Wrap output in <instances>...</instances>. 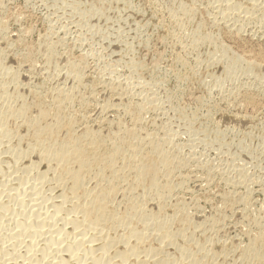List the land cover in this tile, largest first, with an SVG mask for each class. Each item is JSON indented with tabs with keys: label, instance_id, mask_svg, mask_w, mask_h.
Instances as JSON below:
<instances>
[{
	"label": "bare ground",
	"instance_id": "6f19581e",
	"mask_svg": "<svg viewBox=\"0 0 264 264\" xmlns=\"http://www.w3.org/2000/svg\"><path fill=\"white\" fill-rule=\"evenodd\" d=\"M4 1H6V0H4ZM120 1L121 0H119V2ZM253 1H254V4H256L255 1L257 2L258 0H251L250 3H252ZM84 2H85V0H84ZM92 2H93V0H92ZM107 3H108V1H107ZM221 3H223V2H221ZM0 4H2L1 0H0ZM116 4H117V1H116ZM225 4L223 3V4H221V6H220V4H218L219 7L218 6L216 7L220 11V12H218L216 10L218 13H220L222 21L227 23L229 20H233V19L238 20V16H239L240 12L238 13L237 11H239L242 8L239 5L240 3L237 4L236 1L227 0L225 2ZM254 4H253V6H254ZM260 4L261 3L256 4V5L260 6ZM3 5H4V3H3ZM139 5H141V4L139 3ZM241 5H243V4L241 3ZM125 6H127V5H125ZM209 6H208V9H210ZM248 6H249V4H248ZM248 6H245V7H248ZM253 6H251V7H253ZM259 6H258V8L260 9L261 7H259ZM130 7H131V5H130ZM251 7H249V8L253 12V8L251 9ZM110 8H112V7H110ZM182 8H184V6ZM182 8L179 10H187L185 8L184 9H182ZM254 8H256V7L254 6ZM106 9H107V7H106ZM214 9H215V7H214ZM214 9H212V10H214ZM6 10H7V8H6ZM190 11H187L188 14L190 13ZM260 11H261V9H260ZM136 12H139V10ZM191 12L193 13L194 11H191ZM246 12L244 11V13H246ZM249 12L251 13V11H249ZM103 13L104 12H102V14ZM208 13H209V11H208ZM248 13H246V14H248ZM259 14H262V12ZM173 15L175 16V18L177 17L176 14H173ZM213 15H215V14H213ZM178 16H179V12H178ZM253 16H254V14H253ZM257 16L259 18L260 15L257 14ZM109 17H110V15H109ZM154 17H156V16H154ZM217 17L219 18V16H217ZM250 17L251 16H247V15L244 16V18H247V19H245V22L247 20H248L247 21L248 23H249V20L251 22L252 18H250ZM261 19H264V18H261ZM116 20H118V19H116ZM189 20H190V18H189ZM222 21H220V22H222ZM257 21H259V20H257ZM260 21L263 22L262 20H260ZM211 22L213 23V21H211ZM233 22L235 23L234 20H233ZM233 22H232V25H229V27L231 26L230 28H232L233 25L235 26V24ZM242 22H243V19H242ZM137 23H139V21ZM216 23L220 25L219 20H218V22L216 21ZM216 23H215V25H216ZM223 23H222V25H223ZM228 23L230 24V22H228ZM205 24H203V25L207 26ZM240 24H236V25L238 26ZM180 25H181V23H180ZM203 25H201V26H203ZM224 25H227V24L224 23ZM243 25L241 24L240 27H238V29H237L238 32H235V33L241 32ZM220 26L218 28H220ZM263 26H264V24H263ZM263 26L261 27L262 29L260 28L261 30L264 29ZM204 28L205 27H203V31L208 29V28H206V29H204ZM227 28L228 27L226 26V29ZM27 29H28V27H27ZM27 29H25V30H27ZM142 29H143V27H142ZM229 29H228V31H229ZM5 31H6L5 21L0 19V37L1 36H2V38L5 37V35H6V34L4 35ZM234 31H236L235 28H234ZM246 31H244V33H246ZM184 33H186V32H184ZM204 34H206V33H204ZM260 34H262V32ZM208 35H210V34H208ZM230 35L231 34H229L228 36L231 38L233 36L235 37V34L233 36H230ZM247 35H249V34H247ZM262 35L264 36V31H263ZM68 36H69V34H68ZM79 36H81V34ZM135 36H136V34H135ZM159 36H160V34H159ZM206 36L207 35H204V37L202 38V40L204 39V43H211V41H212V40L210 41L211 38H209V37L207 38ZM236 36H240V35H236ZM241 36H243V35H241ZM189 37H188V39H189ZM210 37H212V36H210ZM164 38H166V37H164ZM239 38L240 37H238V39ZM76 39H78V38H76ZM161 39H162V37H161ZM184 39H185V37H184ZM241 39H242V37H241ZM62 40H64V39H62ZM19 41H21V40H19ZM75 41H77V40H75ZM234 41H236V40L234 39ZM244 41H246L245 38H244ZM58 42H59V40H58ZM43 43L41 45H43ZM52 43H54V42H51V44H48L46 42L45 44H47V45L46 46L43 45L47 49L46 53H45L46 54L45 59H44L46 69H47V70L45 69L46 72L47 71L53 72L55 70H57V72H58L59 70H61V68H63V65H64L63 63L66 61V58L68 57V56L64 55L66 57V58H64L61 54L58 53V52H60L59 49L61 47V45H59V43H54V44H52ZM5 44H7V43H5ZM253 44H255V43H253ZM4 46H6V45H4ZM218 46H216V47H218ZM169 47L170 46H168V48ZM226 47H224L222 45V47H219V49L216 50V52H218V53H221L222 51L227 52V50H225V49H227ZM262 49H264V48H262ZM33 50L34 49H32V51ZM181 50H184V49L181 48ZM3 51H4L3 47L1 48V46H0V143L2 142V140H7L8 142L9 141L12 142V140L14 138H18V140L20 142L21 141L23 143L26 142L25 144H28V151H27V149L22 147L25 150H23L21 152L22 148L20 147L21 150L19 149L18 146H19L20 142H18V141H17V147L18 148L15 147L16 145H13L15 148L11 149V147H10V149L8 151H6L5 149H4V151L5 152H13V154H16L19 157V159H20V157L24 156V151L25 152L27 151L26 156H28V157H26V158L24 157V159H28L30 157V160H31L30 163L31 164L29 165V167H27V168L25 167L26 173L23 170L24 173L22 172V175L25 174V176L23 175L22 177H19L17 175V177H18L17 181H19L18 185L16 186L17 188L15 187V184L12 185V183H15V177L13 179L12 178L13 176H10L12 174L11 173L10 175H8L9 177H7L6 181L3 183L5 186V188L3 187L4 190L3 191H1L2 189L0 190L1 191L0 192V264H220V262L218 263L219 258L224 259V262H221V263L225 264V262H227V259H228L227 257H229L230 255L232 256V254H234L233 256L238 255V259H237L238 264H264V231H263L264 227L261 228L262 224L258 221L259 220L258 218H256L258 220H253L254 218L253 219L251 218L252 219L251 225H250V223L246 224L247 222L245 219H243V221L245 220L246 225L243 222H241L242 224H240L241 228H239L240 225H238V230L240 231V229H241V231L243 232V237L245 236L246 239H248V243L245 246L242 245L243 246L242 247L241 245H239L238 240H233V241H231V245L227 247L224 244H222L223 242L221 241L222 246L220 248L221 249L220 251H222V253H217V252L213 251L214 250L213 249V247H214L213 246V243H214L213 239L216 237H214V238L211 237L212 236L211 233H215L216 230H219L221 232L220 229H223V231H225V232H229V231H226L225 226L223 228H221V225L223 226V224H222L223 219L227 215H224V217H222L223 216L222 215L221 216L222 218L218 217L219 216L218 215L217 218L206 219L204 217L203 213L199 210L194 211L195 213L189 212V205H191V204H189L190 201H189V199L186 200L185 198H182L181 196L179 197V195H181V194L178 195V190L182 189L183 185L184 184L186 185V182L188 183V182H190L189 181L190 179L194 178V176L193 177L191 175L186 176L183 173L184 168L188 167V163L192 162V161L188 162V160H184L185 158H183V160H180L179 157H182V156H180V155L177 156V154H176L180 150V148L178 150L177 148L174 147V145L172 146V148H174L178 151H176V150H175L176 152L171 151V150H173L171 147L169 150L167 143L169 141L171 143V139H173L172 141L174 143V140H175L174 138H171L172 137L171 135H170L171 139L167 138L168 136L166 137V134H164L165 138L161 139V138H163V135L161 138H158L159 136H157L153 130H152L153 132L152 131L150 132V131H146L143 129L142 126L144 123V117H146L145 114L147 115V111L150 112V110L152 109L151 107L153 106V105L150 106L147 103L150 104L153 102V100H151L152 102L149 101L150 100L149 97H148L149 98L148 102H147V100H144V98L147 96H145V94H142V92H140V93H141V95H143L142 96L143 100L146 101V103H143V102L137 103L136 100H135L136 102L133 101V99L131 100V98L134 95L136 96V91L132 92L133 90H130L131 88L130 89L126 88V90L128 89L131 91L130 93L134 94L130 98V95H132V94H128L129 92L124 91L125 90L124 88H122V90L120 89L121 86L123 87L125 85V84L124 85L121 84V82L125 81L124 80L125 77H124L123 81L118 83L114 79H116V78L121 79L120 78L121 76L117 77L115 75L116 78L110 79V80L111 81L114 80L118 84L112 83L109 80V82L111 84L109 83L110 85H108V86H106L107 84L105 85V83L106 82L108 83V81H106V82L104 81L105 83L103 81H101L105 87L103 90H102V88L100 89V90H102V92H101V94L98 93L101 95V97H99V95H98V99L102 98L103 104L99 105L100 103H98L99 102L98 101L97 102L98 107H96L97 109L96 110L94 108L93 109L95 110L96 114H98V116L100 115L104 118L105 122H106L105 119H109V117H111L112 113L116 114L117 118L114 119L113 121H111L110 119H109L110 121H107L108 123L110 122L109 124L107 123L108 129H106V127L103 126L106 129L105 130L104 128H101V125H99L101 129H104V130H99L98 124L96 125L97 127L93 126V125L92 126L87 125L88 122H90V119H88L89 121L86 120L87 122L85 123L84 122L85 118L81 115H78L79 112L77 113V111H76L75 112L76 114H75V113H73L74 109L71 110L75 106V104H79L80 106H82L84 108H86L87 106L89 107V105H90L89 101L87 103V99H86L87 96L86 97L84 96L86 94L82 95L81 92H83V90L80 89L82 86L86 85V84L83 85L84 84V73H85V72H83V64L86 61L85 57H84V59H85L84 62L81 61L82 58L80 57L81 59L79 58L80 60L78 59L79 61H77V63H74V60H71L73 62H71V61L69 62L70 58L69 59L67 58L68 61H66V64L64 65L65 69L67 70V71H65L66 72V79L63 82H61L62 81L61 80L59 83H62V84L65 82L69 83V84L71 83L69 88H67L68 86L66 87L64 85L59 84L61 86L60 87L58 85V83L56 82L57 83L56 85H58L59 87L57 86V88H55L54 90H53L54 87L52 88V90L50 89L51 88L50 87L49 91L50 90L51 91L49 94H46L47 96L45 95L46 98H44V95L43 96L38 95V93L41 90L36 93V91L39 90V89H36V91H35L36 95H33L35 97L31 96L32 98H34V101L32 100L33 102L32 101L29 102L27 99L28 97L26 98L24 93L26 92L25 89L28 90V87L30 86L29 84H31L34 80H32V77L30 78V76L26 75L25 73L19 74V72H16L11 67H9L10 64L8 63L9 65H7L4 62V60L2 59V54L4 53ZM85 51H86V49H85ZM260 52H261V49H260ZM260 52H259V54H260ZM35 53H37V51ZM125 54H126V52H125ZM34 55H30V56L33 57ZM190 55H191V53H190ZM30 56L28 55L27 59H25V58L24 59L27 61H30L31 60ZM160 57L162 58L161 55H160ZM210 58H211V56H210ZM131 59H133V58H131ZM238 59H239V57L237 58V60L235 59L236 61L233 60L234 63L232 62L234 64V68H237L240 65H242V60L240 61L241 57H240L239 61H238ZM12 61H15V60H12ZM223 61H224V59H223ZM217 62H218V60H217ZM33 63H35V61ZM157 63H159V62H157ZM182 63H184V62H182ZM27 64H29V63H27ZM143 64H145V63H143ZM36 65H37V63H36ZM131 65H133V63ZM211 65H213V64H211ZM27 66H24V67H27ZM29 66H32V65H29ZM153 66L154 65H152V67ZM245 66L247 68L249 76L254 77V79H258L259 75L261 73L259 74L257 71L260 72V71L264 70V60L255 61V59H253V61H252L249 59V61H246ZM140 67H142V65ZM36 68L33 67L32 69L36 70ZM111 68H113V67L111 66ZM128 68H129V66H128ZM230 69H232V68H230ZM114 70L118 72L120 69H118V70L114 69ZM114 70H112L113 73L109 70V72L111 74L107 70V73H109V75H108L109 78H113V76L112 77H110V76L112 74H114V72H115ZM127 70L129 71V69H127ZM220 70H221V68H220ZM166 71H168V70H166ZM25 72L27 73L26 70H25ZM30 72L33 73L34 71H30ZM49 72H47V73H49ZM62 73H63V71H62ZM234 73H235L234 71L227 70L224 73V77L229 80L235 75ZM102 74L104 75V73L101 72L100 75H102ZM106 74H105V78H106ZM43 75L44 74H42V76ZM51 75H49L48 77H51ZM117 75H119V74H117ZM129 75H130V73H129ZM165 75H167V74H165ZM171 75H173V74H171ZM58 76H59V74H58ZM97 76H98V74H97ZM243 76H244V73H243ZM44 77H46V76H44ZM93 77H95V75ZM101 77H103V76H101ZM101 77H99L100 80L102 79ZM24 78L26 81L28 80L27 81L29 83L28 87H25L24 83L21 81ZM60 78H61V76H60ZM99 78L96 77V79H98V81H99ZM109 78H107V80ZM183 78H185V77H183ZM33 79H35V77ZM177 79H178V77H177ZM44 80H46V78ZM44 80L41 79V81H44ZM94 80H95V78L91 81L94 82ZM103 80H104V78H103ZM126 80H128V79H126ZM178 81H180V80H178ZM44 82H45L44 84H46V81H44ZM96 82L97 81H95L94 86L96 85ZM101 82L97 83V84H102ZM128 82H130V81L128 80ZM89 83H92V82H89ZM165 83H168V82H165ZM165 83L163 81V84H165ZM184 83H185V81H184ZM44 84L42 86H44ZM120 84H121V86L119 87ZM34 85H35V83H34ZM91 85L93 88V84H91ZM126 85H125V87H128L129 84L127 86ZM130 85H129V87H132ZM233 85H235V84H233ZM42 86H41V88L43 89ZM63 86L65 88H62ZM98 86H100V85H98ZM82 88H85V87H82ZM96 88H94V89H96ZM134 88L136 89V87H134ZM134 88H132V89H134ZM144 88H145V85H144ZM47 89H48V87H47ZM86 89L88 90V88H86ZM86 89H84V90H86ZM32 90H34V89H32ZM96 90H98V89H96ZM42 91H47V93H48V90H42ZM42 91H41V93H42ZM92 91H94V90H92ZM242 91L244 92V90H242ZM245 91H246V89H245ZM89 92H90V90H89ZM149 92H151V91H149ZM184 92H185V90H184ZM247 92H250V91H247ZM247 92H246V94H247L248 98H251L253 94L250 97L249 96L250 94ZM43 93H45V92H43ZM138 93H139V89H138ZM235 93H234V95L237 96L238 92L236 94ZM251 93H253V92H251ZM257 93H259V92H257ZM257 93H255V94H257ZM87 94H89V93H87ZM91 94H93V93H91ZM208 94H210V93H208ZM242 94L246 95L245 92L244 93L241 92V94L239 93L240 96H242ZM141 95H139L138 97H141ZM150 95H148V96H150ZM228 95H230V92ZM88 96H91V95H88ZM230 96H232V94ZM236 96H235V99H236ZM238 96H237V98H238ZM247 96H245V98H247ZM138 97H137V99H138ZM153 97H155V96H153ZM226 97H229V96H226ZM232 97H234V96H232ZM133 98H135V97H133ZM224 98H225V96H224ZM240 98H238V99H240ZM253 98H256V97H253ZM253 98L251 100H255ZM139 99H142V98H139ZM151 99H152V97H151ZM225 99H228V98H225ZM180 100H182V99H180ZM94 101H95V96H94ZM155 101L157 102V98L154 99L153 103H156ZM159 101H161V100H159ZM159 101H158V104L156 103L157 105H155L154 108H156V106H159L158 108H160ZM245 101H246V99H245ZM100 102H101V100H100ZM240 102L242 103V100H240ZM240 102L238 101L239 104H240ZM48 103H49V105H48ZM247 103H249V102H247ZM92 104H94V103H91V106H92ZM232 104H234V103H232ZM249 104L251 105V103H249ZM46 105L50 106V107L47 108ZM236 106H237V104H236ZM251 106H253V105H251ZM88 107L86 109H88ZM154 108L152 110H155ZM195 108H197V107H195ZM214 111H215V109H214ZM83 112H85V111H83ZM83 112H82V114H83ZM86 112H87V110H86ZM207 112H206V114H207ZM92 113H94V112L92 111ZM96 114H95V116H96ZM88 116H90V115L88 114L86 118H88ZM93 116H94V114H92V117ZM98 116H96V117H98ZM118 116H120V117L118 118ZM122 116L128 117L129 120H132V122H130L131 124L128 123L131 126L128 125L129 126L128 127V126H125V124H123L125 122H122V118H123ZM235 117H237V116H235ZM99 118L101 119V117H99ZM254 118H256V117H254ZM95 119H94V121H95ZM146 119L147 118H145V120ZM151 119L152 118H150V120ZM197 119L198 118H196V120ZM194 120H195V117H194ZM96 121H99V120H96ZM156 121H159V119L157 120V118H156V120L154 122L156 123ZM92 122H93V119H92ZM101 122L102 121H100L98 123H101ZM94 123L96 124V122H94ZM145 123H146V121H145ZM148 123H149V121H148ZM155 123H154V125L156 126ZM217 123H219V122H217ZM102 124H104V123L102 122ZM157 124L159 125V122H157ZM212 124H213V122H212ZM192 125H194V124H192ZM22 127H25L26 130H28V134L25 135V138H22L24 136H21V139H20L18 137V136H20L18 134V131ZM195 127H197V126H195ZM214 133H216V132H214ZM182 134H184V133H182ZM176 135H178V134H176ZM176 135L174 134V137ZM260 136L262 137V135H260ZM190 137H191V135H190ZM206 137H207V135H206ZM178 138H179V136H178ZM194 140H196V138ZM224 140H225V138H224ZM251 141H253V140H251ZM9 144L10 143H8V145ZM177 144H178V142H177ZM5 145L7 146L6 143L4 144V146ZM181 145H183V144H181ZM1 146L0 147L3 149V144ZM176 146H178V145H176ZM181 150H183V149H181ZM181 150L179 151V153H181ZM2 152H3V150H2ZM2 152H0V154H4V155L6 154L5 152L4 153H2ZM22 153H23V155H22ZM9 154H6V155H9ZM0 157H1V155H0ZM18 157H16V159ZM11 158H13L16 162V159L14 157L11 156ZM7 159H9V157ZM222 161H223V159H222ZM20 162H22L21 159L19 160V163ZM6 163L7 162H5V163L2 162V164H6ZM205 163H208V162H205ZM2 164H1V166H2ZM14 164L15 165L18 164V161ZM23 164H24V160H23ZM190 164H192V163H190ZM190 164H189V166H190ZM210 164H211V162H210ZM11 165H12V163H11ZM11 165H10V168H12ZM21 165L19 167H21ZM24 165L27 166V164H24ZM41 165H46L47 171L45 169V172L44 171H41L43 173L39 172V169H40L39 167H41ZM6 166L7 165H5V167ZM213 166H214V164H213ZM217 166H215V167H217ZM8 167H9V165H8ZM8 167H7V172H9ZM197 167L198 166H196V168ZM209 167H204L203 169H205V168L207 169ZM215 167H212V169L210 167L211 172L208 171L209 173L206 175V179H207V181L205 180L206 183L208 182V180H210V183H213L214 181H211L212 178L213 177L215 178V176H218V175H216V172L214 169ZM230 167H233V166H230ZM10 168H9V170L11 171ZM21 168H23V165ZM259 168H260V166H259ZM18 169H20V168H16V170H13L12 172H14V171L18 172L19 171ZM219 170L220 169H218V174H221V173H219ZM226 170H228V169H226ZM232 170L234 171V169H232ZM239 170H243V169H239ZM239 170H238V172H239ZM244 170H243V172H244ZM0 171H2L1 168H0ZM4 171L5 170H3V172ZM191 171L193 173V170H191ZM205 171H207V170H205ZM3 172H1V173H3ZM195 172H196V170H195ZM221 172H223V170ZM19 173H20V171H19ZM197 173L198 172H196V174H194L195 178H196ZM224 173H226V171ZM230 173H233V172L231 171ZM239 173L241 174V172H239ZM16 174L13 173L12 175H16ZM48 174H51L50 176L52 177L51 181L54 185V187L53 186L52 187L54 189L63 190V192L61 191L62 194H58V196H56L57 194L53 195L51 193L52 191H54L52 188H51L52 189L51 192H50V190H51L50 188H48V189H50L48 191H45L42 189L43 184L45 185L48 182H50L48 184H51V181H47V179H49V178H47ZM198 175L200 176L201 174L198 173ZM227 175H229V174L227 173ZM246 175H249V174L247 173ZM50 176H48V177H50ZM1 177L2 176L0 174V178ZM3 177L6 178L5 175H3ZM225 177H229V176H225ZM247 177L244 174H241L240 176L239 175L236 176V178L234 177V179L227 178L228 179L227 182H228V185H233L232 186L233 189H234V186H236L237 188L239 186H241V187L244 186L243 187L244 190H245V187L247 190V188L249 187L248 184H250V186L253 185L252 183H255V185H257L256 182H253L255 179L254 177L252 178L250 176L249 179ZM5 178H4V180H5ZM201 178L204 179L203 177H201ZM217 178H219V177H217ZM251 178L253 179V181H250ZM197 180H200V179H197ZM260 180H262V179H258V181H260ZM205 181L203 183H205ZM0 182H1V180H0ZM220 182H222V181H220ZM249 182H251V183H249ZM262 182H263V180H262ZM262 182L258 183V185L259 184L264 185ZM214 183L216 185V181ZM196 184H197V182H196ZM208 184H209V182H208ZM2 185H1V187H2ZM224 185H225V182H224ZM226 186H224L223 189H225ZM43 187L46 188V186H43ZM196 187H198V185ZM258 187H257V189H258ZM227 188H228V186H227ZM249 188H251V187H249ZM260 188H262V187H260ZM185 189L186 188H184V190ZM198 189H199L198 193H200V189L204 190V187H202V188L199 187V188H197V190ZM194 190H196V189H194ZM206 190L207 189H205V191ZM227 191H228V189H227ZM206 192H208V191H206ZM229 192H231V191H229ZM232 192H234V191H232ZM240 192L238 191V193H240ZM250 192H252V191H250ZM250 192L248 193V191H247L248 194H251ZM259 192H261V191H259ZM181 193L183 195H185L183 192H181ZM186 194H188V193H186ZM198 196H200V195L198 194ZM223 196H224V194H223ZM223 196H222V198H223ZM3 198H7L8 200L4 201L5 199L3 200ZM224 198L226 201H224L225 204L223 203V208L221 206H219L222 208L223 211L224 210H227V211L228 210H234V209H236L235 207L238 206L237 204H243L245 206L244 208H247V207H249V200H251L250 199L251 197L249 198V195L245 194L244 196H236L235 192L226 194ZM199 199H200V197H199ZM195 201H196V199H195ZM192 204H194V203H192ZM251 206H253V204L250 205V207ZM214 208H212V209H214ZM251 209H249V210H251ZM216 210H220V208L216 209ZM242 210L245 211V209H242ZM258 210H260V209L258 208ZM240 211L241 210L239 209V211L236 213H240ZM261 211L263 212V209ZM217 212H220V211H217ZM231 212H234V211H231ZM243 212H241V213H243ZM247 213H248V211L246 210V214ZM249 214H250V211H249ZM233 216H235V213ZM236 216H238V215L236 214ZM250 216H251V214H250ZM240 217H242V216H240ZM243 217L247 218L248 216L246 217V215H244ZM227 218H228V216H227ZM259 218H260V216H259ZM7 220H9L12 223V225H13L12 228L9 226L10 222H9V225H7V223H6ZM260 221H261V218H260ZM228 222H230V221L228 220ZM5 223H6V225H5ZM232 226H235V225L233 224ZM232 226H230V227L232 228ZM235 227H237V226H235ZM234 229L236 231V228H234ZM227 230H229V228H227ZM232 230H230V232H232ZM225 232H224V234H225ZM210 234H211V236H210ZM221 234H223V233L221 232ZM229 234H231V233H229ZM199 236L204 237L203 238L204 241H202V239L200 240L201 242L198 241L197 238ZM213 236H214V234H213ZM219 237H220V235H219ZM224 237H225V235H224ZM231 239H232V237H231ZM218 240H219V238H218ZM178 242H180V243H178ZM216 242L219 243L218 241H215V243ZM228 242H230V240ZM225 243H227V242H225ZM119 247L121 249H118ZM168 248L174 249L175 254L177 253L176 254L177 256L171 257V253H170V255L167 253ZM172 254L174 256V253H172ZM222 255H224L225 258L221 257ZM230 260L231 259H229V261ZM219 261H221V260H219Z\"/></svg>",
	"mask_w": 264,
	"mask_h": 264
},
{
	"label": "rangeland",
	"instance_id": "374dc122",
	"mask_svg": "<svg viewBox=\"0 0 264 264\" xmlns=\"http://www.w3.org/2000/svg\"><path fill=\"white\" fill-rule=\"evenodd\" d=\"M101 1L102 0H98V1L93 0V2H92V0H90V1L85 0V2H84V0H6V1L1 0L2 4H0V9H1L0 10V19L5 21V24H6V31L4 33V35L5 34L6 35H5V37L3 36L4 38H2V36L0 37L1 38L0 39V46H1V48L3 47V49H4V51H3L4 55L2 54V59L4 60V62L7 65L10 64L9 67H11L16 72H19V74L25 73L26 75L30 76V78L32 77V80H34L33 82L31 81L32 83L30 82L31 84H29L27 82L28 80L26 81L25 78L21 80L24 83L25 87H28V84L30 85L28 87V90L25 89L26 92L24 93L25 97L26 98L28 97L27 99L29 102H31L32 100L34 101V98H32V97H35V96H33V95H36V93L39 92L40 90L41 91L42 90H48V93H47V91H42V93L40 91L38 93V95H40V96L44 95V98H46V96H47L46 94H49L53 87H54L53 90L55 88H57V86L59 84L64 85L66 87L68 86L67 88H69L71 83L70 84L66 83V82L63 84L59 83L61 80H62L61 82H63L66 79V72L65 71H67V70L64 67V65L66 64V61H68V59L70 58L69 62L71 60H74V63H77V61H79L81 58H82L81 59L82 62H84V60L86 59V61H85L86 64L85 63L83 64V72H85L83 85H85V84L86 85L82 86L85 88L81 87L80 89L83 90V92H81L82 95L86 94L84 96L85 97L87 96L86 97L87 103L89 101L90 105H89V107L87 106L88 109H86L87 107L84 108V107L80 106L79 104H75V106L71 110L74 109L73 113H75L76 111H77V113L81 112L80 114L78 113V115H81L85 118V121H84L85 123L87 121H89L88 119H90V122L92 124L90 122H88L87 125L96 126L98 124L99 130H104L105 128L103 126H105L106 129H108V124L110 122L108 123L107 121H110V120L113 121L114 119L117 118V115L112 113V115L110 114L111 117H109L110 120L105 119L106 120V122H105L104 118L100 115L98 116V114H96V112H95V110L97 109L96 107H98L97 102L99 101L98 102V103H100L99 105L103 104L102 98H99L101 100V102L98 99V95H99V97H101L100 94L105 87L101 81H103V82L108 81V83L104 82L105 85L107 84L106 86H108L111 84L110 82H112V83L118 82L119 83V82L123 81V79L125 77V79H124L125 81H123L124 83L121 82V84L122 85H124V84L130 85L131 84L130 86H132V87H129V85H128V87H125V85L122 87L121 84L119 85V87L121 86L120 87L121 90H122V88H124L125 90L124 89L123 90L129 92L128 94H132V95H130V98H131V96L134 95L133 93H130L131 92L130 90H133L132 92L136 91V96L135 95L133 96L135 98L132 97L131 100L132 99H133V101L136 100L137 103H142V102L146 103V101H144V100H147V102H148V99L150 98L149 101L153 100V102H154V99L157 98V102L155 101L157 104H158V101L161 100V101H159V105H160L161 109L158 108L159 106H156V108H154L155 105H157V104L153 103L152 101H151L152 103H150V104L147 103L150 106L153 105L151 108L152 109L154 108L155 110H152L149 107L151 110H150V112L147 111V115L145 114L146 117H144V123H143L142 127L146 131L151 132L153 130L156 133V135L159 136L158 138H161L163 135V138H161V139L165 138L164 134H166V137L168 136L167 138H170L172 136L171 138H174L175 140L173 143V141H172L173 139L170 138L171 143H170V141L167 143L169 150H170V147L172 148L173 145L178 150H179V148H180V150L183 149V150H181V153H179L180 150L178 151L174 148H172L173 150H171V151H175V150L178 151L176 153L177 156H179V155L182 156V157H179L180 160H183V158H185L184 160H188V162L192 161V162L188 163V167L184 168L183 173L186 176H190V175L192 177L194 176V178L190 179L189 180L190 182H188V183L186 182V185L184 184L182 189L178 190V195L181 194V195H179V197L181 196L182 198H185L186 200L189 199L190 203L189 202L188 203L191 204V205H189V212L190 213H193L194 211L199 210L203 213V215L206 219L217 218L218 215H219L218 217H221L222 215H223L222 217H224V215L228 216V218H227V216L224 217L223 223H222L223 226L221 225V228H223L225 226L226 231H229V232H225V231H223V229H220L223 234H221V232L219 230L215 231L216 234L211 233L212 236L210 234L211 237H213V238L216 237L213 239V242H214L213 243V246H214L213 251L214 252L222 253V251H220L222 244H224L225 246L228 247L231 245V241H233V240H238L239 245L245 246L248 243V239H246L245 236L243 237V232L241 231V229H240V231L238 230V225L242 224L241 222H243L244 224L247 222L246 224L250 223V225H251V221L254 218L253 220L259 219L258 221L262 224L261 228L264 227V216H263L264 215V185H262V184L258 185V183H261L262 180H263L262 183L264 184V179H263L264 178V136H263L264 135V109H263L264 108V73H263L264 70H262L260 72L257 71L259 74L261 73L260 74L261 76L259 75L258 79H254V77L249 76L247 68L245 66L246 61H249V59L252 61H253V59H255V61L264 60V51H263L264 49H262V48H264V44H263L264 43V36L262 35L264 29L261 30L262 29L261 27L264 24V19H261V18H264V15H263L264 14L263 13L264 12V0H258L259 2L255 1L256 4L261 3L260 6L258 5L259 7H261L260 8L261 11L258 8V6L256 4H254V1L252 3H250L251 0H233V1H236L237 4L240 3L239 5L242 8L239 11H237L238 13L240 12V14L238 16V20L233 19L235 21V23L233 22V20H229L228 22H230V24L228 22L226 23V22L222 21L220 13H218L220 11H219V9L216 8L218 6V4H220V6H221V4H223V3L225 4V2L227 0H121L120 2H119V0H106V1L103 0L102 2ZM107 1H108V3H107ZM116 1H117V4H116ZM221 2H223V3H221ZM3 3H4V5H3ZM139 3L141 5H139ZM241 3L244 6L241 5ZM248 4H249V6H248ZM253 4L256 8H254ZM125 5H127V6H125ZM130 5H131V7H130ZM181 6L182 7L184 6V8L187 10H179L182 8ZM208 6L210 9H208ZM245 6H248V7H245ZM251 6H253V7H251ZM106 7H107V9H106ZM110 7H112V8H110ZM214 7H215V9H214ZM249 7H251V9L253 8V12L254 11L255 12L253 13ZM6 8H7V10H6ZM184 8H182V9H184ZM212 9H214V10H212ZM242 9L245 12L247 11L246 13H248L249 11H251V13L249 12L248 14H246V13H244V11ZM138 10H139V12H136ZM190 10L194 11V12L192 13ZM185 11L186 12L190 11L191 14L189 13L190 14L189 15L188 12L186 13ZM208 11H209V13H208ZM102 12H104V13L102 14ZM178 12H179V16H178ZM261 12H262V14H259ZM212 13L215 15H213ZM173 14H176L177 17L175 18V16ZM253 14H254V16H253ZM257 14L260 15L259 18L257 16ZM109 15H110V17H109ZM216 15L219 16V18ZM246 15L251 16L250 18H252L253 20L251 19V22L249 20V23L247 22L248 21L247 20L246 21L247 23H246L245 19H247V18H244V16H246ZM154 16H156V17H154ZM115 18L118 20H116ZM189 18H190V20H189ZM213 18L215 20L217 19L216 20L217 22L219 20V23L221 26L219 24H217ZM242 19H243L244 23L242 22ZM257 20H259V21H257ZM260 20H262L263 22H261ZM138 21H139V23H137ZM211 21H213V23ZM220 21H222V22H220ZM223 22L227 25H224ZM232 22L235 24V26L233 25L232 28H230L231 26L229 27V25H232ZM180 23H181V25H180ZM215 23H216V25H215ZM222 23H223V25H222ZM240 23L242 25L244 24L243 28H242L243 32L241 31L239 33H235V32H238L237 29H238V27H240V25H241ZM203 24H205L207 26H204ZM236 24H240V25L237 26ZM201 25H203V26H201ZM259 25L260 26L262 25V26L260 27ZM219 26H220V28H218ZM226 26L228 27L227 29H226ZM27 27H28V29H27ZM142 27H143V29H142ZM203 27H205L204 29H206V28H208V29L203 31ZM233 27L236 29V31H234ZM263 28H264V26H263ZM25 29H27V30H25ZM228 29H229V31H228ZM244 31H246V33H244ZM260 31L262 32V34H260L261 33ZM184 32H186V33H184ZM204 33H206V34H204ZM233 33L235 34V37L233 36L234 35ZM68 34H69V36H68ZM78 34L79 35L81 34V36H79ZM135 34H136V36H135ZM159 34H160V36H159ZM208 34H210V35H208ZM229 34H231L230 36H233V37L232 38L229 37L228 36ZM247 34H249V35H247ZM204 35H207L206 36L207 38L208 37L211 38L210 41L212 40L213 42L211 41V43H204V39L202 40ZM236 35H240V36H236ZM241 35H243V36H241ZM210 36H212V37H210ZM161 37H162V39H161ZM164 37H166V38H164ZM184 37H185V39H184ZM188 37H189V39H188ZM238 37H240V38L238 39ZM241 37H242V39H241ZM76 38H78V39H76ZM145 38L146 39L148 38V39L146 40ZM244 38L246 39V41H244ZM62 39H64L65 41ZM234 39L236 41H234ZM19 40H21V41H19ZM58 40H59V42H58ZM75 40H77V41H75ZM46 42L48 44H51V42L59 43V45H61V47L63 49L60 47L59 51L61 53L60 52H58V53L61 54L64 58H66L65 56H68L67 57L68 59L66 58V61L63 63L64 65L62 64L63 68H61V70H59L58 72H57V70H55L53 72L47 71L50 74L46 72L47 69H46V65H45V61H44L45 55H46L45 53L47 50L45 48V46L47 45V44H45ZM5 43H7V44H5ZM42 43L45 46L41 45ZM54 43H52V44H54ZM253 43H255V44H253ZM4 45H6V46H4ZM222 45L224 47L227 46L226 47L227 49H225V50H227V52H228L227 53V52L222 51L221 53L223 55L221 53L216 52V50H218L219 47H222ZM168 46H170V47L168 48ZM216 46H218V47H216ZM181 48L184 49L185 51L181 50ZM32 49H34V50L32 51ZM85 49H86V51H85ZM260 49H261V52H260ZM36 51H37V53H35ZM125 52H126V54H125ZM259 52H260V54H259ZM190 53H191V55H190ZM28 55L29 56L34 55L33 57L35 59L32 56H30L31 57L30 61L25 60V59H27ZM160 55L162 56V58L160 57ZM210 56H211V58H210ZM237 56L239 57V59L241 57L240 61L242 60V65H240L237 68H234L233 60L236 61L238 58ZM84 57H85V59H84ZM242 57L243 58L245 57V58L243 59ZM131 58H133V59H131ZM223 59H224V61H223ZM239 59H238V61H239ZM12 60H15V61H12ZM217 60L219 63L217 62ZM34 61H35V63H33ZM71 62H73V61H71ZM157 62H159V63H157ZM182 62H184V63H182ZM27 63H29V64H27ZM36 63H37V65H36ZM132 63H133V65H131ZM143 63H145V64H143ZM211 64H213V65H211ZM29 65H32V66H29ZM141 65H142V67H140ZM152 65H154V66L152 67ZM24 66H27V67H24ZM111 66L116 70H118V69H120V70L117 72L113 68H111ZM128 66H129V68H128ZM33 67L34 68L37 67L36 70L32 69ZM220 68H221V70H220ZM225 68L227 70H231V71L235 72L234 73L235 75L229 80L224 77V73H225V71H227ZM230 68H232L233 70ZM24 69L27 71V73L25 72ZM28 69L30 71H34V72L36 71V72L35 73L33 72L34 73L33 74ZM127 69H129V71ZM107 70H108V72L110 70L112 73H113L112 70L115 71L114 74H112L110 76V77L113 76V78H109L108 75L110 72L107 73ZM166 70H168V71H166ZM62 71H63V73H62ZM101 72L104 73V75L103 74L100 75ZM57 73L59 74V76ZM96 73L98 74V76ZM116 73L119 75H117ZM129 73H130V75H129ZM243 73H244V76H243ZM42 74H44V75L42 76ZM105 74H106V78H105ZM165 74H167V75H165ZM171 74H173V75H171ZM49 75H51V77H48ZM94 75H95V77H93ZM115 75L117 77L121 76L120 77L121 79L118 78L120 81L116 78ZM44 76H46V77H44ZM60 76H61V78H60ZM101 76H103V77H101ZM34 77H35V79H33ZM96 77L97 78L101 77L102 79L100 80V78H99V81H98V79H96ZM177 77H178V79H177ZM183 77H185V78H183ZM45 78H46V80H44ZM94 78H95L94 82L91 81ZM103 78H104V80H103ZM107 78H109V79L107 80ZM114 78H116L117 80ZM41 79L46 81V84H44L45 82L41 81ZM110 79H114L117 82H115L114 80L111 81ZM126 79H128L130 82H128V80H126ZM109 80H110V82H109ZM178 80H180V81H178ZM95 81H97V82H96V85L94 86ZM163 81H164V83L165 82H168V83L163 84ZM184 81H185V83H184ZM56 82L58 83V85H56L57 84ZM89 82H92V83H89ZM100 82L102 84H97ZM34 83H35V85H34ZM43 84H44V86H42ZM91 84H93V88H92ZM233 84H235V85H233ZM98 85H100V86H98ZM144 85H145V88H144ZM41 86L43 87V89L41 88ZM46 86L48 87V89ZM64 86L62 88H65ZM134 87H136V89ZM29 88L30 89L32 88L34 90H32V89L30 90ZM49 88L51 89L50 91H49ZM86 88H88V90ZM94 88H96L98 90H96ZM101 88H102V90H100ZM126 88H128V89L131 88V89L126 90ZM132 88H134V89H132ZM36 89H39V90L36 91ZM84 89H86V90H84ZM91 89L94 91H92ZM138 89H139V93H138ZM245 89H246V91H245ZM89 90L93 94H91L89 92ZM184 90H185V92H184ZM242 90H244L245 94L247 91H250L247 93L250 94V95L248 94L250 97L253 94L252 97L248 98L247 94L246 95L242 94V96H240L239 93L240 94H241V92L244 93ZM35 91H36V93H35ZM149 91H151V92H149ZM43 92H45V93H43ZM140 92H142V94H145V96H147V97L144 96L145 97L144 100L142 97L143 95H141ZM229 92H230V95L232 94V96H234V97L228 95ZM235 92L236 93L238 92L237 96L239 95L241 98L239 96H238V98H240V99H238L237 96L234 95ZM251 92H253V93H251ZM257 92H259V93H257ZM87 93H89V94H87ZM98 93H100V94H98ZM208 93H210V94H208ZM255 93H257V94H255ZM88 95H91V96H88ZM139 95H141V97H138ZM148 95H150L152 97V99ZM94 96H95L96 102L94 101ZM153 96H155V97H153ZM224 96H225V98H228L229 100L225 99ZM226 96H229V97H226ZM235 96H236V99H235ZM245 96H247V98H245ZM137 97H138V99H137ZM253 97H256V98H253ZM139 98H142V99H139ZM252 98L255 100H251ZM89 99L90 100L92 99V100L90 101ZM180 99H182V100H180ZM245 99H246V101H245ZM240 100H242V103L240 102ZM238 101L240 102V104L238 103ZM231 102L234 104H232ZM247 102L251 103V105H253V106H251ZM49 103H48V105H49ZM91 103H94V104H92V106H91ZM236 104L238 107L236 106ZM46 107L49 108L50 106L46 105ZM195 107H197V108H195ZM81 108L82 109L84 108V109L82 110ZM214 109L217 113L214 111ZM86 110H87V112H86ZM83 111H85V112H83ZM92 111L94 113H92ZM82 112H83V114H82ZM206 112H207V114H206ZM87 113L90 115V116H88V118H86L88 115ZM92 114H94V116L96 114V116H98V117H96V116L92 117ZM235 116H237V117H235ZM99 117H101V119ZM119 117L120 116H118V118ZM122 117H121L122 122H125V123H123V124H125V126H128L131 124L130 122H132V120H129L128 117H124V116H122ZM194 117H195V120H194ZM254 117H256V118H254ZM145 118H147V119L145 120ZM150 118H152V119L150 120ZM156 118H157V120L159 119V121H156V123H155L154 121L156 120ZM196 118H198V119L196 120ZM92 119H93V122H92ZM94 119H95V121H94ZM96 120H99V121H96ZM147 120L149 121V123ZM100 121H102L104 124H102V122L98 123ZM145 121H146V123H145ZM94 122H96V124ZM157 122H159V125L157 124ZM212 122H213V124H212ZM217 122H219V123H217ZM128 123H130V124H128ZM154 123L156 124V126L154 125ZM192 124H194V125H192ZM99 125H101V128H104V129H101ZM195 126H197V127H195ZM213 131L216 133H214ZM182 133H184V134H182ZM18 134L20 135V136H18L20 139H21V136H24L22 138H25V135L28 134V130H26L25 127H22L21 129H19ZM174 134L175 135L178 134V135H176L174 137ZM190 135H191V137H190ZM206 135H207V137H206ZM260 135H262V137ZM178 136H179V138H178ZM195 138H196V140H194ZM224 138H225V140H224ZM13 140H12V142H10V141L8 142L7 140H2V142L0 143V146L3 144V149L1 148L2 147L1 146L0 152H2V150H3L2 153H4L5 152L4 149L6 151H8L10 149V147H11V149H13L15 147L16 148L19 147V149H20V147L21 148L23 147V148L27 149V151H28V144H25L26 142L23 143L21 141L22 142L21 143L18 140V138H14ZM251 140H253V141H251ZM17 141L21 143V144L19 143L18 147H17ZM7 142L10 144L8 145ZM177 142H178V144H177ZM5 143L7 144V146L6 145L4 146ZM180 143L183 145H181ZM13 145H16V146L14 147ZM176 145H178V146H176ZM23 148H22V150L20 149L21 152L23 150H25ZM27 151L26 152L24 151V156L20 157V159L22 160V162H20V163H19V160H20L19 157L16 154H13V152H5L6 154L10 153L9 155L0 154L1 155L0 166H1L2 162L8 163V164L7 163L2 164V166L0 167L2 169V171H0V174L2 176L0 178V180L2 182V183L0 182L1 183L0 184V190L2 189L1 191L4 190L3 187L5 188V186L3 183L6 181L7 177H9L8 175H10L11 173L12 174L17 173L16 175H12V174L10 175V176H13L12 177L13 179L15 177V183H12V185L15 184V187L19 183V181H17V178H18L17 175L19 177H22L23 175L25 176V174L22 175V172L24 173V171H25V173H26V168L29 167V165L31 164L30 163L31 162L30 157L28 159H24V157L25 158L28 157V156H26ZM22 155H23V153H22ZM11 156L14 157L15 159H16V157H18L16 159V162L18 161V164H16L17 166L14 164L16 162L13 158H11ZM8 157H9V159H7ZM222 159L224 162L222 161ZM23 160H24V164H27V166L23 164ZM205 162H208V163H205ZM210 162H211V164H210ZM11 163H12V165H11ZM190 163H192V164H190ZM21 164L23 165V168H21L22 167ZM189 164H190V166H189ZM213 164H214V166H213ZM5 165H7V166L5 167ZM8 165H9V167H8ZM10 165L12 166V168H10ZM20 165H21V167H19ZM196 166H198V167L196 168ZM209 166L211 167V169H212V167L217 166L214 169H215L216 175H218V176H215V178L213 177L211 180L214 182L216 181V185L214 182L210 183V180H208L209 184H208V182L206 183V181H207L206 175L209 173L208 171L211 172V169ZM230 166H233V167H230ZM259 166H260V168H259ZM7 167H8V171L10 173L7 172ZM204 167H209V168L203 169ZM9 168L11 169V171L9 170ZM16 168H20L18 170L20 171L21 174L19 173V171L18 172L17 171L12 172L13 170H16ZM39 168H40L39 172H41V171L45 172V169L47 171L46 165H41V167H39ZM193 168L196 170V172H198L202 176L201 175L199 176L197 173L196 178H195L194 174H196V172ZM238 168L243 169V170L245 169L246 171L244 170V172H243V170H239ZM218 169H220L219 173H221L222 175L224 174L225 176H229V177H225L224 175H223L224 176L223 177L221 174H218ZM221 169L223 170V172H221L222 171ZM226 169H228V170H226ZM232 169H234V171ZM3 170H5L6 172L4 171L5 172L4 173ZM191 170H193V173ZM205 170H207V171H205ZM230 170L233 173H230L231 172ZM238 170H239V172H241V174H244L246 177L248 176L247 177L248 179L250 178V176L252 178L254 177L255 179L257 178L256 180L254 179V181L251 178L250 181L256 182V184L259 187L257 185H255V183H252L253 184V185L251 184L252 186H250V184H248V186L251 187L252 189L248 187L246 190V187H245V190H244V188H243L244 186H242V187L239 186L238 188L236 186H234V189H233V187H232L233 185H228V182H227L228 179L227 178L234 179V177L236 178V176L241 175L238 172ZM225 171H226V173H224ZM1 172H3L4 174ZM41 173H43V172H41ZM227 173L229 175H227ZM247 173L249 175H246ZM3 175H5L6 178L3 177ZM50 175L51 174H48V176H50ZM48 176H47V178H49L50 180L47 179V181H51L52 177L51 176L48 177ZM201 177H203L204 179H202ZM217 177H219V178H217ZM4 178H5V180H4ZM197 179H200V180H197ZM258 179H262V180L258 181ZM204 181H205V183H203ZM220 181H222V182H220ZM196 182H197V184H196ZM224 182H225V185H224ZM48 183H50V182H48ZM48 183L45 185L43 184V186H46V188H47L46 189L45 187L42 186L43 190L48 191L52 188L55 191V192L52 191V189L50 190V192L52 191L51 193L53 195L57 194L56 196H58V194H62L63 190L53 188L54 185H53L52 181H51V184H48ZM249 183H251V182H249ZM1 185H2V187H1ZM197 185H198V187H196ZM223 185L224 186L227 185L228 188L226 186L225 189H223L224 188ZM201 186L204 187V190L200 189V193H198L199 189L197 190V188H199V187L202 188ZM257 187H258V189H257ZM260 187H262V188H260ZM48 188H50V189H48ZM184 188H186V189L184 190ZM226 188L228 189V191ZM194 189H196V190H194ZM205 189H207L206 191H208V192H206ZM223 190L224 191L226 190L225 191L226 193ZM229 191H231V192H229ZM232 191L235 192L236 196H244L245 194L249 195V198L251 197L250 198L251 200H249V207L244 208L245 206L243 204H237L238 206L235 207L236 209L223 211L222 210L223 203L225 204L224 201H226L224 197L228 193H234ZM238 191L239 192L241 191V192L238 193ZM247 191H248V193L250 191H252V192H250L251 194H248ZM259 191H261V192H259ZM181 192H183L185 195H183ZM186 193H188V194H186ZM198 194L200 196H198ZM223 194H224V196H223ZM222 196H223V198H222ZM199 197H200V199H199ZM194 198L196 199L197 202L195 201ZM3 200L7 201L8 199L3 198ZM192 203H194V204H192ZM252 204H253V206L250 207V205H252ZM219 206H221L222 208ZM212 208H214V209H212ZM219 208H220V210H216ZM258 208L260 210H258ZM239 209L241 210L240 213H236L239 211ZM242 209H245V211ZM249 209H251V210H249ZM262 209H263V212L261 211ZM246 210L248 211V213H247L248 215L246 214ZM215 211L216 212L220 211L221 213L220 212L216 213ZM231 211H234V212H231ZM249 211H250L251 216L249 214ZM241 212H243V213H241ZM234 213H235V216H233ZM236 214L238 216H236ZM243 214L246 215V217L248 216L247 217L248 219L243 217L244 216ZM258 215L260 216L261 221H260V218ZM240 216H242L243 218ZM256 218H258V219H256ZM243 219H245L246 222H245V220L243 221ZM228 220L230 222H228ZM7 221H6V223H7V225H9L10 221L9 220H7ZM6 223H5V225H6ZM230 223L232 225L234 224L237 227L232 226ZM229 225L232 226V228ZM9 226L12 228L13 225L11 222H10ZM227 228H229V230H227ZM234 228H236L237 232L235 231ZM239 228H241V225L239 226ZM230 230H232V232H230ZM263 231H264V229H263ZM224 232H225V234H224ZM229 233H231V234H229ZM213 234H214V236H213ZM218 234L220 235V237ZM224 235H225V237H224ZM199 237L197 238L198 241H200L201 239H202V241H204V239H203L204 237H202V236H199ZM231 237H232V239H231ZM218 238H219V240H218ZM226 239L228 241L230 240V242H228ZM215 241H218L219 243L216 242L217 243L216 244ZM225 242H227V243H225ZM178 243H180V242H178ZM118 249H121V248L119 247ZM173 250L174 249H172V248H168L167 253L169 255L171 253V257H176L177 253L175 254V250L174 251ZM172 253H174V256ZM233 255L234 254H232V256L230 255L229 257H227L228 259H227V262H225V264L226 263L227 264H229V263L230 264L231 263L236 264L237 263L238 255L237 256L236 255L233 256ZM221 257H224V255H222ZM229 259H231V260L229 261ZM219 260H221V261H219ZM219 260H218V263L220 262V264H223L221 262H224V259L219 258Z\"/></svg>",
	"mask_w": 264,
	"mask_h": 264
}]
</instances>
